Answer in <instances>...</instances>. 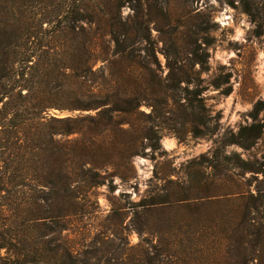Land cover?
I'll use <instances>...</instances> for the list:
<instances>
[{"label":"rangeland","instance_id":"obj_1","mask_svg":"<svg viewBox=\"0 0 264 264\" xmlns=\"http://www.w3.org/2000/svg\"><path fill=\"white\" fill-rule=\"evenodd\" d=\"M104 1V20L124 25L128 58L108 36L86 38V54L77 38L49 47L34 39L47 70L35 63L25 75L58 105L47 118L74 120L54 140L73 171L77 212L55 235L11 226L16 204L60 205L61 190L55 181L18 186L20 148L0 134V264L21 257L14 239L25 236L37 249L58 236L90 264H264V0ZM103 100L110 111L99 117ZM94 121L107 127L97 137ZM242 128L258 134L252 144L225 145ZM35 144H26L33 173L49 149ZM54 157L60 172L59 147ZM88 161L102 164L93 185ZM152 198L163 204L142 206Z\"/></svg>","mask_w":264,"mask_h":264},{"label":"trees","instance_id":"obj_2","mask_svg":"<svg viewBox=\"0 0 264 264\" xmlns=\"http://www.w3.org/2000/svg\"><path fill=\"white\" fill-rule=\"evenodd\" d=\"M96 1V2H94ZM92 3L87 5V3ZM104 0H0V134L12 133L13 138L19 146V160L23 161L22 172L18 175L17 185L22 189L29 188L30 185L37 186L53 185L54 181L59 182L61 190L59 205L57 203H45L41 205L36 201H23L12 208L13 219L11 226L15 228L33 227L44 225L47 228V235L58 234L65 229L64 220L76 214L77 204L74 201L76 195L70 190L73 171L69 165L66 153L62 152L61 146H57L54 136L60 133L69 132L71 118H47L44 114L49 107L58 106L48 101L46 92L41 89V80L32 81L25 75L28 70L36 66L41 71H46L47 67L38 60L40 53L34 50L35 45L31 44L39 39L46 47L54 42H63L77 38L79 41V51L86 54L87 49L84 44L86 38L92 35L108 36L109 41L114 43V54L121 59L128 58L126 46L120 41L124 32L123 23L119 27H114L112 23L104 20L107 14ZM120 6H117V15L120 21ZM75 23V24H74ZM97 24L92 28V24ZM73 34V37H72ZM91 36V37H88ZM58 38V39H57ZM37 42V41H36ZM30 46V47H29ZM65 47V44H62ZM65 58V57H64ZM62 58L61 69H67V59ZM45 64V63H44ZM43 74V72H42ZM35 84V85H34ZM103 100L96 108L99 117L108 116L110 109L105 107L107 103ZM257 109V107H256ZM97 132L94 136H99L106 130V125L98 121L93 122ZM103 124L100 129L99 125ZM26 127H32L33 131H26ZM252 128H242L241 139H225V145L242 144L248 146L252 144V138L256 139L258 134L251 137L243 131ZM251 138V139H250ZM32 140L38 150H44L43 141L49 145L48 152L40 156L38 172L33 173L29 166V154L32 147L27 141ZM59 147L63 156V165L60 172H54L52 164L55 163V149ZM92 160V159H90ZM90 167L83 170L87 184L97 183L99 169L102 164L91 163ZM1 182H6V172L1 171ZM55 193V192H54ZM55 196V194L53 195ZM181 201L182 199H178ZM40 202L47 199L39 197ZM163 202L155 201L153 198L142 206L162 205ZM59 221L58 228L54 225ZM41 222V223H40ZM3 239L2 236H0ZM16 243L22 246L21 257L13 260L9 264H90L89 260L79 258L72 248L58 236L51 237L43 242V246L37 249V243L28 236L16 238ZM0 243V248L3 247ZM10 244V243H9ZM28 246V247H27Z\"/></svg>","mask_w":264,"mask_h":264}]
</instances>
